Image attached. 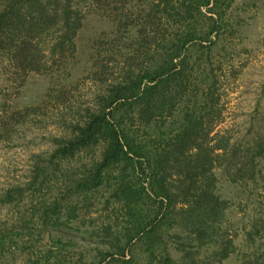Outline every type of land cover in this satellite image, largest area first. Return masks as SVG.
Wrapping results in <instances>:
<instances>
[{
	"label": "trees",
	"instance_id": "obj_1",
	"mask_svg": "<svg viewBox=\"0 0 264 264\" xmlns=\"http://www.w3.org/2000/svg\"><path fill=\"white\" fill-rule=\"evenodd\" d=\"M237 1L0 0V142L44 111L43 103L12 109L1 80L68 75L94 3L116 24L108 58L123 57L109 67L93 46L91 105L59 97L64 85L49 89L44 101L58 93L55 105H64L60 130L51 153L33 155L29 179L0 192V206L15 212L0 218V264H215L234 254L264 264V86L243 136L216 130L213 64ZM102 190L123 223L102 225L109 248L85 262L86 245L77 243L78 259L72 245L82 226L97 233L83 210ZM139 242L150 253L143 260Z\"/></svg>",
	"mask_w": 264,
	"mask_h": 264
},
{
	"label": "rangeland",
	"instance_id": "obj_2",
	"mask_svg": "<svg viewBox=\"0 0 264 264\" xmlns=\"http://www.w3.org/2000/svg\"><path fill=\"white\" fill-rule=\"evenodd\" d=\"M94 4L91 6L93 7L91 11L94 12L86 19V26L78 37L79 50L70 63L72 69L68 75L64 73L62 77L50 78L40 74H31L24 85L17 82L13 86L5 85L1 80V85L6 89L8 103L12 105V109L43 103L44 111L41 112V109V113L34 115L27 124L21 126L12 139L0 142V192L12 184L27 181L33 163V155L51 153L53 149L52 137L60 130L59 124L54 119H57L62 104L58 105L60 108L55 105V95L58 93H53L54 98L52 96L47 98L46 102L44 101L49 89L64 85L63 94H59V97L62 96L65 100H70L71 104H79L83 108L93 104L99 84L89 77L92 61L88 62V55L94 51V45L99 46L101 51H105L102 53L105 56L104 60L109 61L107 63L109 67L116 65V68H120L117 61L121 60L119 62L122 63L123 57L120 54H114L113 59L110 60L106 53L110 49L111 42V37L108 38V34L111 30L116 29V24L107 16H103V10H99L97 4ZM228 14H230L229 25L224 33L226 39L221 41L213 64L215 71L220 75L218 95L223 111V120L217 125L216 130L224 132L228 129L230 134L238 137L241 134L243 136L249 125L253 123L250 114L257 107V99L263 92L264 0H239L235 2L232 9L228 10ZM171 31L172 29H169L168 32ZM229 31H233V34H230ZM240 31L244 33L243 37H239ZM125 42L123 41V44ZM123 52H127V50L124 48ZM57 83L59 84L57 85ZM198 92L203 93V88ZM260 109L262 110V107ZM228 193L231 194V190ZM97 196L87 203L88 212H85V207L83 210L86 216L85 222L90 224V229H95L97 233L91 234L85 230L88 226H82V231L77 232L78 238L72 245L77 259L83 255L81 253L83 247L80 246V248L77 243L86 245L84 246L86 256L83 255L85 262L88 258L97 259L98 249L109 248L108 240L103 241V236L99 234L102 233V225L114 222L115 218H118L115 221L123 223L124 214L119 203L113 202L111 198L112 202L106 207L104 205L106 198L110 196L108 190H102ZM13 212H9L7 207L0 206V218H6ZM230 217L232 221H237L240 214L237 216L231 214ZM232 227L236 228L235 225ZM236 241L241 243L240 235ZM134 252L140 260L146 259L150 254L147 253L146 246L140 242L135 246ZM215 264H240V258L238 254H234Z\"/></svg>",
	"mask_w": 264,
	"mask_h": 264
}]
</instances>
